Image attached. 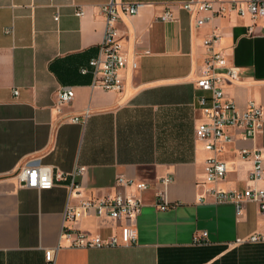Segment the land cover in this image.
Listing matches in <instances>:
<instances>
[{"label":"crops","instance_id":"crops-1","mask_svg":"<svg viewBox=\"0 0 264 264\" xmlns=\"http://www.w3.org/2000/svg\"><path fill=\"white\" fill-rule=\"evenodd\" d=\"M108 1L0 0V264H47L46 251L57 248L56 264H264V243L236 244L264 232L259 206L247 203L239 215L233 203H218L208 193L214 186L231 191L251 184L253 162L240 151L259 149L264 156V134L253 140L235 133L236 141L219 156L227 177L205 184L212 153L196 137L205 118L194 107L205 93L196 82L208 56L204 41L214 32L241 71L240 82L224 86L226 97L241 108L250 100L264 105V19L252 37L253 21L236 14L198 27L180 6L188 0H117L142 4L138 15L117 23L123 51L137 55L139 65L126 75L121 95L94 87L93 75L81 72L103 41L100 7ZM168 7L175 20L163 22L159 17ZM61 87L76 95L58 107ZM31 161L65 173L87 167L77 179L81 198L69 199L67 182L43 191L23 187L16 174ZM119 176L150 185L136 221L137 244L71 247L62 236L69 200L114 193ZM165 177L173 179L169 197L177 206L161 211L156 195ZM76 227L104 238L118 231L93 215ZM202 233H208L207 243L195 244Z\"/></svg>","mask_w":264,"mask_h":264},{"label":"built area","instance_id":"built-area-1","mask_svg":"<svg viewBox=\"0 0 264 264\" xmlns=\"http://www.w3.org/2000/svg\"><path fill=\"white\" fill-rule=\"evenodd\" d=\"M180 6L195 19L198 27L229 14L249 17L253 24L249 26L248 35L252 37L256 35L258 21L264 19V0H188L180 3ZM141 7V3H120L117 0H109L100 7V14L106 20L105 35L97 56L81 71L84 75H93L94 87L121 95L126 92V75L138 69V57H130L123 51L117 23L122 16L138 15ZM77 15L84 17L85 11L79 9ZM159 19L163 22L174 21L172 8L168 7ZM55 21H60L59 13L55 15ZM6 33L13 34V29H8ZM221 40L222 35L214 32L204 41L208 56L196 82L198 88L205 93L196 97L194 102L195 109L201 111L205 118L196 128V137L204 143L205 149L212 153L205 167V184L209 185H217L227 177L228 165L219 156L225 147L236 141L235 133H241L245 139L253 140L264 134V105L250 100L241 108L234 100L226 97L224 86L240 82L241 71L239 67L229 63L224 51L219 48ZM14 93L19 95L18 90ZM75 95L74 88L61 87L57 92L56 105L62 107L69 104ZM240 155L253 162L249 178L251 184L244 190L231 191H223L214 186L208 193L218 203H233L239 215L243 213L245 204L256 203L264 217V186L259 185L264 181V156L259 149H243ZM87 170L85 166H77L73 172L65 173L53 166L31 161L18 171L16 178L23 187L40 191L51 190L67 182L65 187L69 192V199L81 198L82 186L77 179L84 176ZM172 183L171 177L161 179L162 188L156 195V208L161 211L177 206L169 197V187ZM149 188L150 185L146 182L119 176L114 193L103 197L82 198L77 204H72L69 200L64 212L63 238L69 239L70 246L78 249L117 248L137 244L139 232L136 221L144 207L142 196ZM203 200L201 197L200 201ZM90 215L101 221L113 222L118 231L104 238L76 227ZM207 237L208 233L197 234L194 243L204 245L207 243ZM245 243H264V232H255L236 241L237 245ZM58 250L59 248L46 251L47 264H56Z\"/></svg>","mask_w":264,"mask_h":264}]
</instances>
